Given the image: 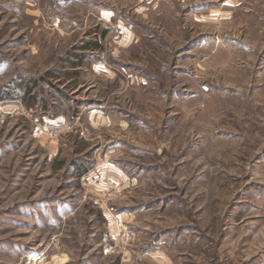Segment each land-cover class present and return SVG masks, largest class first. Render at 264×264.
Segmentation results:
<instances>
[{
  "label": "rangeland",
  "instance_id": "rangeland-1",
  "mask_svg": "<svg viewBox=\"0 0 264 264\" xmlns=\"http://www.w3.org/2000/svg\"><path fill=\"white\" fill-rule=\"evenodd\" d=\"M0 264H264V0H0Z\"/></svg>",
  "mask_w": 264,
  "mask_h": 264
},
{
  "label": "trees",
  "instance_id": "trees-1",
  "mask_svg": "<svg viewBox=\"0 0 264 264\" xmlns=\"http://www.w3.org/2000/svg\"><path fill=\"white\" fill-rule=\"evenodd\" d=\"M74 169L76 170V176L77 177H81L86 172L80 165H74Z\"/></svg>",
  "mask_w": 264,
  "mask_h": 264
}]
</instances>
